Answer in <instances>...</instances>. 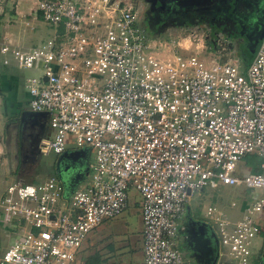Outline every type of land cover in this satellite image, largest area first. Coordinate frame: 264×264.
Returning <instances> with one entry per match:
<instances>
[{"label": "built area", "instance_id": "built-area-1", "mask_svg": "<svg viewBox=\"0 0 264 264\" xmlns=\"http://www.w3.org/2000/svg\"><path fill=\"white\" fill-rule=\"evenodd\" d=\"M36 8L52 35L27 48L2 40L0 62L41 71L23 82L30 111L44 112L52 130L39 152L61 154L71 140L93 160L87 183L67 195L52 173L3 187L0 212L13 235L0 264H73L89 231L125 210L129 189L140 195L142 264H192L177 231L207 183L258 190L234 219L217 205L205 210L227 255L247 264L250 240L264 237L254 218L264 209V31L240 70L216 49L217 58L187 52L193 31L148 36L138 0H37ZM247 155L257 169L245 163L234 174Z\"/></svg>", "mask_w": 264, "mask_h": 264}, {"label": "rangeland", "instance_id": "rangeland-1", "mask_svg": "<svg viewBox=\"0 0 264 264\" xmlns=\"http://www.w3.org/2000/svg\"><path fill=\"white\" fill-rule=\"evenodd\" d=\"M36 2L37 0H0V42L5 32L13 36L12 40L20 34L19 44L23 47L35 45L52 35L49 26L40 19L33 18V23L27 25V19L37 17ZM139 4L142 13L140 1ZM226 7L227 11L222 12L218 20L212 23L205 20L191 21V18L189 20L184 16L170 17L165 13H150L147 10L140 13L138 22L150 37L158 40H179L185 37V33L193 31L195 35L193 39L189 36L192 44L188 45L187 52H196L206 58H217L219 54L244 70L263 33L264 0H226ZM21 14L24 15L18 20L17 17ZM8 42L15 45L14 41ZM195 44L200 47L195 48ZM40 72L32 68H17L13 62L7 65L0 62V193L15 178L27 181L46 177L51 173L58 175L56 161L60 154L51 150L41 153L37 148L41 139L51 138L52 130L44 118L30 113L28 95L23 87L27 77L37 76ZM16 130L18 136H15ZM15 140H18V146L15 145ZM64 150L72 151L77 148L68 140L64 144ZM92 160L93 151L88 149L72 162V170L68 171L67 176L68 180L74 178V187H82L87 183L88 176L84 173ZM245 170L249 168L245 166V159H242L233 173L240 175ZM253 194L257 195L258 190L220 183L212 187L207 183L186 202L179 227L186 218L194 219L204 222L216 236L213 224L206 218V207L217 205L229 219H234L242 213L241 201ZM232 201L236 203L235 206L230 205ZM139 205L140 195L129 189L126 209L116 217L103 219L89 231L73 264H83L85 257L93 253L99 256L97 264H142ZM254 218L264 228V209L255 213ZM4 225L5 216L0 212V253L5 250L13 235L12 229L9 230ZM261 239L255 237L250 240L247 264H264V237ZM193 241L203 252L204 264H235V260L227 255V250L219 243L215 250L212 239L206 233L195 236ZM258 254L262 257L258 258Z\"/></svg>", "mask_w": 264, "mask_h": 264}, {"label": "flooded vegetation", "instance_id": "flooded-vegetation-1", "mask_svg": "<svg viewBox=\"0 0 264 264\" xmlns=\"http://www.w3.org/2000/svg\"><path fill=\"white\" fill-rule=\"evenodd\" d=\"M138 1H140L142 5V13L145 10H147L150 13H160V14L165 13L168 14L170 17L184 16L187 19L191 18L192 20L189 19L191 21L194 20L201 22L205 20L212 23L218 20L222 12L227 11L226 0H207L203 4L200 3L198 5H189L187 3L182 4L181 0H138ZM230 1L231 0H227V2ZM9 124L10 123H7V125ZM17 128L18 127L16 125V129ZM15 136H18L17 130ZM14 142L15 145L18 146L19 144L18 140H15ZM190 221H197V220L186 218L183 221V224L178 228L177 245L183 256L185 258H188L191 263L204 264L205 260L203 258V254H202L203 252L197 248L198 245H196L193 241L195 238V234L196 236L199 235L197 231V225H192L191 223H189ZM211 232H213L211 229H208L207 227L204 228V233H206L209 236V238L212 239L214 248L216 250L218 240L215 234L213 236L210 235Z\"/></svg>", "mask_w": 264, "mask_h": 264}, {"label": "water", "instance_id": "water-1", "mask_svg": "<svg viewBox=\"0 0 264 264\" xmlns=\"http://www.w3.org/2000/svg\"><path fill=\"white\" fill-rule=\"evenodd\" d=\"M207 0H181L182 4H189V5H198L200 3H204ZM31 114H36L41 118H46V114L44 112H31ZM38 148V145H37ZM39 151V150H38ZM81 155H84V152L82 150H72V151H64L62 152L57 161H56V170H57V177L59 178V180L61 181L63 187H64V194L67 195L68 193H70L72 191V189L74 188V178H70L68 180L67 173L69 170H72V162H74L75 160H77V158ZM87 173V168L85 170V175ZM189 219V218H188ZM189 223H191L192 225H197V231L199 234H203L204 233V228H206V224L204 222H200V221H190ZM211 236L214 235L213 232H211L210 234ZM196 236V234H195ZM192 237V236H191Z\"/></svg>", "mask_w": 264, "mask_h": 264}, {"label": "trees", "instance_id": "trees-1", "mask_svg": "<svg viewBox=\"0 0 264 264\" xmlns=\"http://www.w3.org/2000/svg\"><path fill=\"white\" fill-rule=\"evenodd\" d=\"M250 156H245V163L247 164V165H251L253 168V170H256L257 169V166H256V164H257V162H259V160L258 159H255V157L254 156H252V157H250ZM127 207V206H126ZM126 209V208H125ZM8 228V227H7ZM10 229H13V228H11V227H9V230ZM88 237V236H87ZM98 261H99V256L97 255V254H90L89 256H87V257H85V259H84V262H83V264H97L98 263Z\"/></svg>", "mask_w": 264, "mask_h": 264}, {"label": "crops", "instance_id": "crops-1", "mask_svg": "<svg viewBox=\"0 0 264 264\" xmlns=\"http://www.w3.org/2000/svg\"><path fill=\"white\" fill-rule=\"evenodd\" d=\"M15 14H16V12H15ZM24 14H21L20 16H18L17 17V19L18 20H20V18L23 16ZM34 17H32V18H29V19H27V25H29L30 23L32 24L33 23V20L34 19H36V18H34ZM28 27V26H27ZM20 34L19 35H17L16 37H14V39L12 40V38H13V36L12 35H9V33H7V32H5V34L4 35H2L1 36V39L2 40H11V41H14L15 42V45L16 46H18V47H22V48H27V47H23V46H21L20 44H19V40H20ZM17 42V43H16ZM38 43V42H37ZM36 44V43H35ZM34 45V44H33ZM31 46V45H30ZM29 47V46H28ZM0 164H1V161H0ZM15 179H17V178H15ZM14 179V180H15ZM261 239V238H260ZM11 240V239H10ZM8 243H10V241L8 242ZM262 243H263V239H261V245H262ZM8 245V244H7ZM260 251V250H259ZM258 257V256H257ZM260 257H262V256H260ZM260 257H258V258H260ZM258 258H256V259H258ZM260 262V261H259Z\"/></svg>", "mask_w": 264, "mask_h": 264}]
</instances>
